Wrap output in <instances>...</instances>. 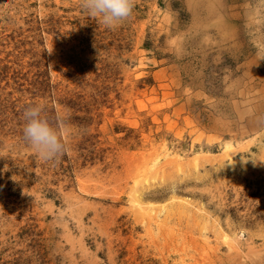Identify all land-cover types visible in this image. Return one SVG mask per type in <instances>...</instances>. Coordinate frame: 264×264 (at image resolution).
Wrapping results in <instances>:
<instances>
[{
	"label": "rangeland",
	"instance_id": "obj_1",
	"mask_svg": "<svg viewBox=\"0 0 264 264\" xmlns=\"http://www.w3.org/2000/svg\"><path fill=\"white\" fill-rule=\"evenodd\" d=\"M36 103L66 118L56 162L23 140ZM259 251L264 0H135L112 29L80 0H0V264H254Z\"/></svg>",
	"mask_w": 264,
	"mask_h": 264
},
{
	"label": "clouds",
	"instance_id": "obj_2",
	"mask_svg": "<svg viewBox=\"0 0 264 264\" xmlns=\"http://www.w3.org/2000/svg\"><path fill=\"white\" fill-rule=\"evenodd\" d=\"M80 6L91 18L112 29L130 18L135 0H80ZM22 116L23 140L41 160L56 162L67 152L65 117L57 114L50 118L42 103L25 107ZM252 260L264 264V251L254 253Z\"/></svg>",
	"mask_w": 264,
	"mask_h": 264
},
{
	"label": "bare ground",
	"instance_id": "obj_3",
	"mask_svg": "<svg viewBox=\"0 0 264 264\" xmlns=\"http://www.w3.org/2000/svg\"><path fill=\"white\" fill-rule=\"evenodd\" d=\"M214 1V0H213ZM218 5V4H216ZM210 6V5H209ZM131 206L133 207L134 211H136L137 213H140L142 215L146 214L148 215V213L151 215V213L155 212L154 209L150 208V207H146L143 202L141 201V198L135 197L131 200ZM154 214V213H153ZM152 214V215H153ZM149 217V216H148ZM152 217V216H151ZM155 217V215H154Z\"/></svg>",
	"mask_w": 264,
	"mask_h": 264
}]
</instances>
